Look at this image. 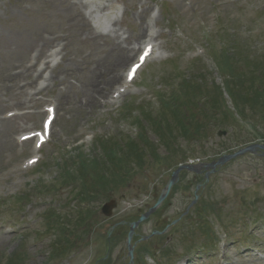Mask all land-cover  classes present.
Listing matches in <instances>:
<instances>
[{
    "label": "rangeland",
    "instance_id": "obj_1",
    "mask_svg": "<svg viewBox=\"0 0 264 264\" xmlns=\"http://www.w3.org/2000/svg\"><path fill=\"white\" fill-rule=\"evenodd\" d=\"M112 6L120 9L117 14ZM110 11L108 27H97L96 17ZM139 15L147 19L150 38L141 36L130 46L136 51L150 39L157 52L128 89L108 102L122 81L105 88L115 61L109 40L115 32L136 34ZM249 65L264 70V0H0V264L14 261L16 253L19 264H128V227L110 228L152 206L177 165L264 142V98L256 105L245 99L253 97ZM234 72L245 73L238 90L249 92L237 103L226 89L233 88ZM187 81L207 90L205 107L188 103L191 110H183L198 132L183 137L174 129L168 145L178 151L174 155L143 121L142 110L154 115L159 100ZM98 87L106 89L101 95L108 101L102 105L101 96L90 106ZM214 98L215 109L209 105ZM49 104L56 111L49 140L37 151L33 141L18 142L20 134L41 128ZM137 122L150 141L144 160L133 161L139 169L129 162L122 170L100 163L103 143L119 139L120 147L129 146ZM220 130L226 134L218 135ZM33 154L38 161L27 165ZM98 159L80 178L79 161ZM197 182L202 186L194 193ZM110 199L116 205L108 217L100 208ZM50 213L60 220L48 228ZM156 223L166 232L139 241ZM132 243V264H264V156L246 153L225 162L208 181L202 173L194 179L182 171ZM53 245L61 248L54 258Z\"/></svg>",
    "mask_w": 264,
    "mask_h": 264
},
{
    "label": "trees",
    "instance_id": "obj_2",
    "mask_svg": "<svg viewBox=\"0 0 264 264\" xmlns=\"http://www.w3.org/2000/svg\"><path fill=\"white\" fill-rule=\"evenodd\" d=\"M224 66V63H223ZM229 66L228 68H230ZM223 68V67H222ZM248 70H250L251 75L250 78L247 77L246 81H250L248 83V91H253V97L249 100L246 96L245 99L249 102L253 101V103L256 105L257 103H262V100L264 98V92L262 93L261 90L264 86V70L259 71L260 65L258 66H250L247 67ZM231 69V68H230ZM235 74V72H234ZM236 79H234L233 88L230 84H228L227 93L229 96L237 103V101L240 98H244V93H249L247 91H243L240 93L238 90L239 87L244 88L245 83L240 80V78H245V73H239L235 74ZM184 85H182V90L179 88V91H174V95L169 96L165 99L159 100V109L158 112L152 115V113H147L144 115V119L150 123V129L153 131V133L157 136L158 140L163 142L166 148H169V139H171V134L174 131V129H179L180 134L183 137H190L189 134H191L193 129V134H196L197 127L194 128V124L191 123V121H187L186 116L184 115L183 110L190 111L191 109L188 107L189 104H195L193 106L196 107V105H199V107L204 108L205 106V97L204 94H207V90L201 86L200 84L194 83V82H184ZM237 89V91H236ZM215 90V89H214ZM244 99H240V101H243ZM209 101V100H208ZM189 103V104H188ZM215 103H217V99L214 98V100L209 101V105L213 107V109L216 108ZM264 104V103H263ZM264 106V105H263ZM262 106V107H263ZM192 107V106H191ZM194 116L192 115V119L194 120ZM132 145L131 148L127 146L126 149H123L120 151V145L117 142H104L103 143V153L104 156H106L110 162L111 165L114 167H117L119 170H122V167L126 166V164H132L135 163L136 167L139 169V165L136 162H133L135 160L141 162V160H144V149L148 147V143L150 142L147 140L146 131L144 128H141L140 133L138 135V140L130 142ZM149 148V147H148ZM151 152L155 156L154 158L157 159L156 153L154 148L151 146ZM154 150V151H152ZM171 153L174 155L178 154V151L175 149H171ZM121 152V153H120ZM123 152V153H122ZM183 153V152H181ZM98 160L94 161L93 163L87 164L84 160L79 161V165L77 166L76 171L79 173V177H84L87 172L90 171L91 167L97 164H100ZM131 161V162H130ZM126 162V163H125ZM120 163V165H119ZM93 164V165H92ZM91 165V166H90ZM68 173V172H67ZM67 176L69 178H72L71 174L68 173ZM110 183L116 185L117 179H114V173H110ZM103 185H105V181L103 177L100 178ZM96 183V181H95ZM109 183V182H108ZM107 183V184H108ZM87 195V194H86ZM48 219V225H54V222L57 223L60 218H57L54 216V214H50ZM64 232V231H61ZM66 241L68 242V239L66 238ZM59 249V250H58ZM61 248L58 247V245H53L52 249V257L58 256ZM21 261V254L16 253L15 260L12 261L10 258L5 264H19V260ZM22 264V263H21Z\"/></svg>",
    "mask_w": 264,
    "mask_h": 264
},
{
    "label": "bare ground",
    "instance_id": "obj_3",
    "mask_svg": "<svg viewBox=\"0 0 264 264\" xmlns=\"http://www.w3.org/2000/svg\"><path fill=\"white\" fill-rule=\"evenodd\" d=\"M69 11L72 13L71 10H69ZM76 15H78V14H76ZM79 15H80V12H79ZM138 19H139L138 32L136 34H133V36L131 38H124V37L121 36L123 33L115 32L114 37L111 40H109V43L112 46V51L115 54V57H114L115 61H114L113 65H112V69H114V70H113V72H111L112 74L107 79V83L108 84H106V86H105L106 89L109 88L111 85H113L115 82H120L121 81L120 79L122 78V76L118 73V70L120 68H122L123 65H124L125 68H127L128 65H129V62H130V58H131L130 56L132 55L133 51H134L133 55L135 54V50H134L135 47H131L130 46L131 43L138 41L137 44H139V40H140L141 36H144V37L147 36L148 37V35L146 34V30H147L146 26H147L148 23H147V19H146L145 15H139ZM96 21H97L96 24L100 23V25L103 28H107V26H108V24L110 22V19L107 20L106 15H104V16L102 15V17H98ZM143 31H144V34H143ZM151 41L152 40H148L147 42H145V44H147V43L149 44ZM155 52H156V50H155V47H154V50L153 51L151 50V54H154ZM145 57L146 56H144V58ZM136 62H138V60ZM105 88L98 87L97 90L96 89L94 90L96 96L94 95V98H91L90 106L91 105H96L97 104V98L101 97V96H104V95H101V94H103L105 92V90H106ZM116 94H117V92H114V94H112V95L114 96ZM108 96H109V93H108ZM100 100H103V103H105V100H106L105 96L99 98V102H101ZM85 104L86 105L88 104L87 101H85Z\"/></svg>",
    "mask_w": 264,
    "mask_h": 264
},
{
    "label": "water",
    "instance_id": "obj_4",
    "mask_svg": "<svg viewBox=\"0 0 264 264\" xmlns=\"http://www.w3.org/2000/svg\"><path fill=\"white\" fill-rule=\"evenodd\" d=\"M221 133H224V132H219V134H221ZM256 147H257V145L247 146L245 148H242V149L236 151L233 154L222 156L216 162H213V163H210V164H203L202 167H205V168L212 167V169L214 170V167L216 165L222 164V163H224V162H226V161H228L230 159H233V158H235V157H237V156H239V155H241V154H243L245 152L254 151ZM193 168L194 167L191 166V165H181L175 171H173L172 175H171V178L169 179V181L167 182L166 186L161 191V194H160L157 202L147 212L141 214L137 221L131 222L129 224V232H128L127 239H126V245L128 247V256L130 258V263L132 262V259H133V255H132L133 248L130 245V242H131V239H132V234H133L134 228L137 227V225L140 222H142L144 219H146L148 217V215L151 212H153L161 204L163 199L168 195L172 185L176 182L179 172L181 170H183V169L192 171V170H194ZM207 175H208V173H207ZM115 205H116V201H114V200H110V201L106 202L101 208L102 213L104 215H106V216H110L111 213H112V209L115 207ZM155 233L156 232H154V234Z\"/></svg>",
    "mask_w": 264,
    "mask_h": 264
},
{
    "label": "flooded vegetation",
    "instance_id": "obj_5",
    "mask_svg": "<svg viewBox=\"0 0 264 264\" xmlns=\"http://www.w3.org/2000/svg\"><path fill=\"white\" fill-rule=\"evenodd\" d=\"M250 143H254V142H250ZM252 154L258 155V156H264V148H262V149L257 148L256 152L252 153ZM202 173H203L202 176L204 178L206 171H203Z\"/></svg>",
    "mask_w": 264,
    "mask_h": 264
},
{
    "label": "snow or ice",
    "instance_id": "obj_6",
    "mask_svg": "<svg viewBox=\"0 0 264 264\" xmlns=\"http://www.w3.org/2000/svg\"><path fill=\"white\" fill-rule=\"evenodd\" d=\"M146 54H147V53H145L144 55H146ZM144 55H141V57H140V61H141V62H143V60H144ZM138 67H139L138 64H134V65H133L132 70H131V73H130V75H129V78H131V74H134L136 68H138Z\"/></svg>",
    "mask_w": 264,
    "mask_h": 264
}]
</instances>
